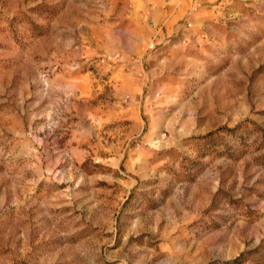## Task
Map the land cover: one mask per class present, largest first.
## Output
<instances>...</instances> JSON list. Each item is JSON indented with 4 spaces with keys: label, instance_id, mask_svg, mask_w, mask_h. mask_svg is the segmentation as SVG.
Returning a JSON list of instances; mask_svg holds the SVG:
<instances>
[{
    "label": "rangeland",
    "instance_id": "rangeland-1",
    "mask_svg": "<svg viewBox=\"0 0 264 264\" xmlns=\"http://www.w3.org/2000/svg\"><path fill=\"white\" fill-rule=\"evenodd\" d=\"M0 264H264V0H0Z\"/></svg>",
    "mask_w": 264,
    "mask_h": 264
}]
</instances>
